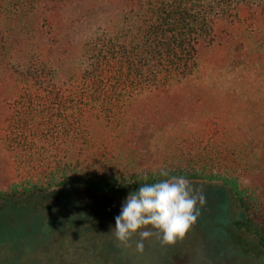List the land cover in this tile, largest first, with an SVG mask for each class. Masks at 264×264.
I'll list each match as a JSON object with an SVG mask.
<instances>
[{"label":"trees","instance_id":"16d2710c","mask_svg":"<svg viewBox=\"0 0 264 264\" xmlns=\"http://www.w3.org/2000/svg\"><path fill=\"white\" fill-rule=\"evenodd\" d=\"M76 1L0 0V214L31 208L46 226V210L14 201L77 188L121 199L182 176L230 187L244 211L237 229L264 248V184L240 182L256 166L255 151L234 146L231 128L207 118L164 150L125 129L139 98L168 96L198 80L204 49L235 59L256 53L264 0H117L109 27L80 42L78 62L62 74L57 25ZM72 202L82 220L72 235L106 226L87 228L86 205ZM93 215L108 217L104 208ZM13 227L9 221L0 238Z\"/></svg>","mask_w":264,"mask_h":264},{"label":"rangeland","instance_id":"374dc122","mask_svg":"<svg viewBox=\"0 0 264 264\" xmlns=\"http://www.w3.org/2000/svg\"><path fill=\"white\" fill-rule=\"evenodd\" d=\"M117 2L79 0L63 11L64 21L57 25L55 43L63 60L62 74L78 62L79 43L109 27L111 17L118 13ZM253 38L257 52L249 58L235 59L233 54L218 48L204 49L198 80L178 86L168 96L139 98L130 107L132 117L126 132L142 134L155 150H164L196 132L207 118H215L231 128L234 146L255 151L256 166L250 175L241 173L240 182L242 187L261 189L264 184V30L256 32ZM41 40L49 41L47 37ZM190 183L206 198L197 223L184 239L171 246L162 245L160 233L151 226L141 229L154 232L144 241L142 254L135 250L139 233L132 237V247L125 248L111 231L126 198L77 188L18 199L14 203L30 201L46 210L48 224L38 226L39 220L31 208H14L0 214V229H5L9 221L14 226L11 234L5 233L0 238L3 242L0 264H264V248L258 238L235 225L244 218V211L231 188L221 183ZM74 198L86 205L87 228L96 223L108 224L98 226L87 236L72 235L73 227L82 223L75 218L79 212L72 202ZM97 208L106 209L108 217L96 219L93 213Z\"/></svg>","mask_w":264,"mask_h":264},{"label":"clouds","instance_id":"9594fccd","mask_svg":"<svg viewBox=\"0 0 264 264\" xmlns=\"http://www.w3.org/2000/svg\"><path fill=\"white\" fill-rule=\"evenodd\" d=\"M161 175L168 173L162 171ZM205 203L202 191L194 189L182 176L145 184L128 195L111 231L125 248L132 247V237L139 233L135 250L141 254L145 249L144 241L154 235L152 230L141 231L149 226L160 233L162 245H175L197 223L200 208Z\"/></svg>","mask_w":264,"mask_h":264}]
</instances>
